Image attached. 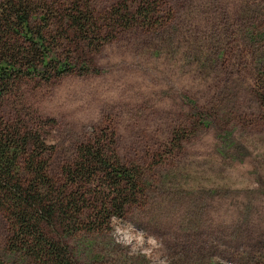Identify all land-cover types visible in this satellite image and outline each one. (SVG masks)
<instances>
[{
  "label": "rangeland",
  "instance_id": "obj_1",
  "mask_svg": "<svg viewBox=\"0 0 264 264\" xmlns=\"http://www.w3.org/2000/svg\"><path fill=\"white\" fill-rule=\"evenodd\" d=\"M89 1L102 18L122 0ZM145 2L151 26L82 54L58 47L89 73L0 86V120L41 132L55 181L107 126L122 162L143 173L144 200L122 219L65 236L76 264H264V0ZM8 236L0 213L6 260Z\"/></svg>",
  "mask_w": 264,
  "mask_h": 264
},
{
  "label": "trees",
  "instance_id": "obj_2",
  "mask_svg": "<svg viewBox=\"0 0 264 264\" xmlns=\"http://www.w3.org/2000/svg\"><path fill=\"white\" fill-rule=\"evenodd\" d=\"M154 19L145 0L134 9L122 0L102 18L89 0H1L0 86L7 90L25 79L48 81L73 70L87 74L93 66L76 67L68 55L60 60L58 47L67 44L82 54L84 46L101 47L116 31L151 26ZM260 91L264 103V76ZM51 149L37 129L0 120V213L12 252L0 264H76L65 236L112 216L122 219L125 208L144 200L143 173L122 162L110 126L92 131L59 181L49 173L45 156Z\"/></svg>",
  "mask_w": 264,
  "mask_h": 264
}]
</instances>
